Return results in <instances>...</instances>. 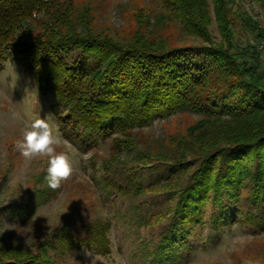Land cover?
<instances>
[{"label":"rangeland","instance_id":"1","mask_svg":"<svg viewBox=\"0 0 264 264\" xmlns=\"http://www.w3.org/2000/svg\"><path fill=\"white\" fill-rule=\"evenodd\" d=\"M47 1H51V13L56 4H61L71 18L84 17L92 21L94 31L128 42L144 18L153 22L168 17L155 0ZM238 1L264 29V9L253 0ZM205 2L211 43L224 48L215 24L213 0ZM33 18L32 35L38 36L44 30L42 22L50 19L42 20L39 15ZM170 21L157 29L167 47L201 43L186 36L178 21ZM12 35L20 38L22 32ZM245 35L246 38L236 37L241 46L246 41L252 44L251 35ZM256 49L263 60L264 43ZM6 55L0 72V237L6 239V247L5 256L0 259L18 253L42 256L45 249L41 244L47 243L43 257L57 264H91L92 256L87 253L98 255V264H149L155 247L162 237L172 234L170 227L174 224L183 235L179 242L183 246L177 247L172 264H264V197L259 194L252 199L251 184L228 188L231 200L223 192L218 198L208 193L200 213L188 217L185 223L174 214L175 202H169V198L188 187L190 175L198 165L182 171L172 169L166 162L179 153L176 144H169L168 139L187 134L186 130L200 121L198 115L156 119L149 125L133 128L127 136L116 134L95 149L80 147L59 129L58 117L66 110L55 107L57 102L51 94H40L30 69L12 61L9 50ZM92 60L85 59L87 63ZM35 116L47 117L54 124L67 141L57 151L66 152L73 161V175L55 190L45 180L47 157L26 161L15 148L26 124ZM233 126L234 131L242 134L250 129L258 131L264 128V113L236 120ZM200 152L193 145L182 161L189 162ZM89 153L90 157L85 159ZM246 158L249 161L241 167L253 174L251 160L256 161L257 156L254 158L250 152ZM98 228L103 229V236H93ZM102 237L105 250L99 240Z\"/></svg>","mask_w":264,"mask_h":264},{"label":"trees","instance_id":"2","mask_svg":"<svg viewBox=\"0 0 264 264\" xmlns=\"http://www.w3.org/2000/svg\"><path fill=\"white\" fill-rule=\"evenodd\" d=\"M253 1L264 9V0ZM49 2L0 0V72L9 50L12 61L32 71L40 94H51L55 107L66 110L58 119L68 140L95 149L114 135L127 136L153 120L193 113L200 121L187 134L168 139L179 153L166 162L172 169L198 165L188 187L169 198L175 202V216L185 223L200 213L208 193L218 198L223 192L231 200L228 188L240 184L252 185V199L264 197V128L246 134L233 128L236 120L264 113V59L256 49L264 43V29L243 9L242 1L213 0L224 48L211 43L205 0H155L168 17L153 22L143 17L130 42L94 31L91 20L71 18L61 4L51 13ZM33 15L51 20L41 21L44 30L38 36L32 35ZM170 20L178 21L186 36L209 46L196 42L167 47L157 29ZM16 31L22 37H14ZM243 33L251 35L252 44L239 45L236 37L246 38ZM90 57L93 64L85 61ZM188 140L201 152L184 162L183 155L193 146ZM250 152L257 156L251 160L253 174L241 167ZM170 228L172 234L161 238L149 264H172L176 259L183 235L174 224ZM99 234L103 236L102 228L93 231V236ZM99 240L105 250L103 237ZM46 244H41L43 250ZM5 247L6 239L0 237V256H5ZM45 250L40 257L18 253L1 258L0 264H57L43 257Z\"/></svg>","mask_w":264,"mask_h":264},{"label":"clouds","instance_id":"3","mask_svg":"<svg viewBox=\"0 0 264 264\" xmlns=\"http://www.w3.org/2000/svg\"><path fill=\"white\" fill-rule=\"evenodd\" d=\"M67 144L62 134L47 117L35 116L29 120L22 138L15 143L16 150L26 161L37 157H47V174L45 180L52 189H58L74 172L73 161L66 152H58L57 148ZM90 153L85 155V159ZM92 256L91 264H98L100 257Z\"/></svg>","mask_w":264,"mask_h":264}]
</instances>
